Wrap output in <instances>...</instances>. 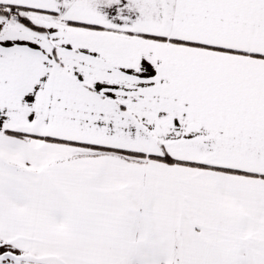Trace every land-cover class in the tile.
<instances>
[{
	"label": "snow or ice",
	"instance_id": "1",
	"mask_svg": "<svg viewBox=\"0 0 264 264\" xmlns=\"http://www.w3.org/2000/svg\"><path fill=\"white\" fill-rule=\"evenodd\" d=\"M0 264H264V0H0Z\"/></svg>",
	"mask_w": 264,
	"mask_h": 264
}]
</instances>
